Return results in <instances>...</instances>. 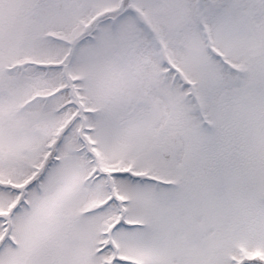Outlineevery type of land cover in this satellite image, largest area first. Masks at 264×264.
I'll use <instances>...</instances> for the list:
<instances>
[{"label":"snow or ice","instance_id":"snow-or-ice-1","mask_svg":"<svg viewBox=\"0 0 264 264\" xmlns=\"http://www.w3.org/2000/svg\"><path fill=\"white\" fill-rule=\"evenodd\" d=\"M0 264H264V0H0Z\"/></svg>","mask_w":264,"mask_h":264}]
</instances>
